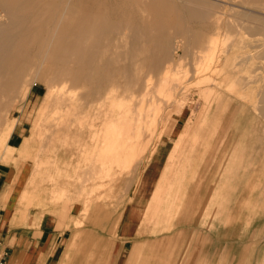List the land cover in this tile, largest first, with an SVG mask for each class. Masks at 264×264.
I'll return each instance as SVG.
<instances>
[{
    "label": "rangeland",
    "instance_id": "rangeland-1",
    "mask_svg": "<svg viewBox=\"0 0 264 264\" xmlns=\"http://www.w3.org/2000/svg\"><path fill=\"white\" fill-rule=\"evenodd\" d=\"M142 1L36 0L38 37L27 34L24 56L0 71V164L17 173L13 184L20 179L6 198L19 220L41 212L67 230L56 264H264V121L252 101L264 91V36L244 34L234 18L246 0H211L227 7L188 23L191 31L172 32L162 26L173 24L159 1ZM189 34L212 56L184 54ZM166 40L171 49L162 59ZM128 74L144 87L126 88ZM110 82L122 88L112 92ZM141 112L158 116L139 120ZM59 117L63 125H45ZM19 121L25 131L17 147L24 143L9 156Z\"/></svg>",
    "mask_w": 264,
    "mask_h": 264
},
{
    "label": "crops",
    "instance_id": "crops-1",
    "mask_svg": "<svg viewBox=\"0 0 264 264\" xmlns=\"http://www.w3.org/2000/svg\"><path fill=\"white\" fill-rule=\"evenodd\" d=\"M123 1L126 3V5L130 7H138L139 5H142L139 3V0H123ZM144 1L146 0L142 1L143 4L146 3V2L144 3ZM158 1L160 6L164 8L162 10L164 14L167 15L171 14L174 16L172 18L171 16H169V18L173 21L171 20L167 21L168 23L171 22L174 25L164 26V28L165 29L175 28L176 30H178L179 27H180L179 30L188 29L189 28L188 23H193V21L196 22L193 24L202 23L203 22L202 19H198L200 15L202 17L203 15H209L216 12H220L218 10L220 7L221 8L227 7L223 5L214 6L210 4L211 0H207V1L182 0V2H180L179 0H173V1L158 0ZM189 2L191 3L188 4ZM147 3L148 5H151L154 4V1L149 0ZM165 3L167 6L164 5ZM175 5L176 6L178 5L177 6L178 11L176 10ZM167 7L168 9L166 10ZM212 8H216V9H212ZM188 10L191 11L190 15ZM222 12L223 13L229 12V10L223 9ZM177 20L179 21L177 23L179 26H177L176 24ZM84 28L90 29L92 27H84ZM24 131L25 129L23 128V125L21 126V121H19L15 125V128L8 140L9 144L6 152L7 155L10 156L14 150H17L18 148H21L23 146L24 143L23 141L18 147L16 142L18 140L20 141L23 138ZM25 154L26 152L24 153L22 152L21 156ZM14 172L15 171L14 170L12 171L11 169V165L5 163L0 164V255H6L7 264H56L55 261L56 255L59 252L58 250L61 249L64 240L66 239L65 234L67 233V230L59 229L54 219L39 217L38 215L43 214L41 212H38L34 218H29L23 221L18 219V217L15 214L16 205L11 204V198L10 199L6 198L7 196H10L9 192L12 190H16V188H18L19 187L18 185L20 184V179H18L15 182V184H13V180L15 179V177L16 176L18 177L17 173ZM130 236H131L130 233L127 234L123 233L124 238H128ZM127 242L128 240L123 241V243H127Z\"/></svg>",
    "mask_w": 264,
    "mask_h": 264
},
{
    "label": "bare ground",
    "instance_id": "bare-ground-1",
    "mask_svg": "<svg viewBox=\"0 0 264 264\" xmlns=\"http://www.w3.org/2000/svg\"><path fill=\"white\" fill-rule=\"evenodd\" d=\"M173 1V0H172ZM180 2H182V0H179ZM207 1V0H206ZM213 1V0H212ZM35 2H36V0H0V71H3V70H5V64H6V61H8L7 59H9V58H11V57H15V56H19L20 58H22L23 56H24V49H23V39L24 38H26L25 36L27 35V34H29L30 36H37V31H36V29L38 28V26L36 25V20H37V18H38V14L36 13V8H35ZM177 2V1H176ZM184 2V1H183ZM188 2V1H187ZM193 2V1H192ZM203 2V1H202ZM191 2H189L188 4H190ZM195 3H196V1H195ZM198 3V2H197ZM182 4V3H181ZM199 4V3H198ZM218 4V3H217ZM242 5H240V6H237V8L236 7H234V6H232V7H234V8H236L235 10H233L232 9V11H234L233 13H234V18L236 19V20H238V21H241V28L244 30V34H246V33H252L253 35H261V36H264V16H262V14H259V12H249L250 10H244V8L242 9V6L243 5H245V6H247V7H250V8H253V9H257V10H262V11H264V0H246L245 2H242L241 3ZM164 5H166V3L164 4ZM187 5V4H186ZM208 5H209V3H208ZM37 6V5H36ZM167 6V5H166ZM178 6V5H177ZM177 6L175 5V7H176V10H177ZM222 6V5H221ZM180 7V6H179ZM185 7V6H184ZM29 9L30 10V16L29 15H27V17L29 16V20L32 22V25H30L28 28H26L25 26H24V21H26V19H27V17L26 16H24V11L26 10V9ZM182 8H183V5H182ZM192 8V7H191ZM199 8V7H198ZM186 9H188V8H186ZM175 10V9H174ZM207 10H209V9H207ZM178 11V10H177ZM183 11V10H182ZM189 11V10H188ZM198 11V10H197ZM157 12L158 11H156V13L155 14H157ZM162 12V11H161ZM191 11H189V15L191 14L190 13ZM199 12V11H198ZM163 13V12H162ZM161 13V14H162ZM186 13H188V12H186ZM210 13H212V12H210ZM227 12H225V14H226ZM159 14H160V12H159ZM160 14V16L159 17H161L162 15ZM185 14V13H184ZM183 14V15H184ZM217 14V13H216ZM220 14V13H219ZM227 14H230V13H227ZM38 15V16H37ZM171 15V14H170ZM169 15V16H170ZM168 16V17H169ZM172 16V15H171ZM199 16V15H198ZM158 17V16H157ZM203 17L204 16H202L201 17V15L198 17V19H202L203 20ZM106 18V17H105ZM172 18V17H171ZM186 18H187V16H186ZM189 18V17H188ZM195 18V17H194ZM167 19V18H166ZM230 19H231V17H230ZM169 20H171L170 18H169ZM171 21H173V20H171ZM188 21V20H187ZM195 21H197V20H195ZM232 21V20H231ZM161 22L163 23L164 22V20L162 21L161 20ZM165 22H167V21H165ZM179 21L177 20V22H176V24L178 23ZM185 22V21H184ZM192 22V21H191ZM107 23V22H106ZM168 23V22H167ZM188 23V22H187ZM186 23V24H187ZM193 23H196V22H194L193 21ZM193 23H190V24H193ZM217 23H219V22H217ZM216 23V24H217ZM159 24H161V23H159ZM171 24V22H169V25ZM181 24V23H180ZM198 24V23H197ZM166 25V24H165ZM165 25H162V26H165ZM168 25V24H167ZM166 25V26H167ZM174 25V24H173ZM182 25V24H181ZM234 25V24H233ZM107 26H109V25H107ZM177 26H179L178 24H177ZM71 27V26H70ZM86 27H88V25L86 26ZM95 27L96 26H94V29H95ZM115 27V26H114ZM157 27H160V26H155V28H157ZM175 27V26H174ZM183 27V26H182ZM189 27V26H188ZM216 27H219V26H216ZM225 27L227 28V26L225 25ZM232 27V26H231ZM74 28V27H73ZM81 28V27H80ZM93 28V27H92ZM97 28V27H96ZM104 28L105 27H103V29L102 30H104ZM116 28H117V26H116ZM119 28V27H118ZM117 28V29H118ZM143 28H145V27H143ZM161 28V27H160ZM164 28V27H163ZM173 28V27H172ZM177 28V27H176ZM180 28V27H179ZM179 28H178V31H179ZM220 28V27H219ZM240 28V27H239ZM27 29H30L31 31L28 33L27 32ZM64 29V28H63ZM66 29V28H65ZM68 29H69V26H68ZM97 29H99V28H97ZM105 29H108V28H105ZM110 29V28H109ZM111 29H112V27H111ZM110 29V30H111ZM115 28H113L112 30H111V33H113V30H114ZM136 29V28H135ZM134 29V30H135ZM146 29V28H145ZM148 29V31L147 32H149L150 30H149V27L147 28ZM153 29H154V27H153ZM153 29L151 30L152 32H153ZM158 29V28H157ZM156 29V31H158ZM189 29V28H188ZM191 29V28H190ZM189 29V30H190ZM70 30H71V28H70ZM140 30H142L141 28H140ZM160 30V29H159ZM171 30V29H170ZM173 30H175V28L173 29ZM118 30H116V32H117ZM146 31V30H145ZM178 31H176V32H178ZM191 31V30H190ZM138 33L140 32L139 30L137 31ZM162 32H164V31H162ZM166 32V31H165ZM169 32L170 31H168V33H167V35L169 34ZM171 32H172V30H171ZM102 33H103V31H102ZM121 33V32H120ZM136 33V30L134 31V34ZM173 33L174 34H176L175 33V31H173ZM181 33V32H180ZM179 33V34H180ZM132 34H133V32H132ZM148 34V33H147ZM146 33L144 34V36L145 35H147ZM182 34H184V33H182ZM192 34V33H191ZM87 33H86V37H87ZM94 35V34H93ZM93 35H89V36H93ZM100 35V34H99ZM114 35V34H113ZM116 35V34H115ZM136 35V34H135ZM153 35H154V32H153ZM164 35H166V33L164 34ZM194 35V34H193ZM96 36L97 35H95V38H96ZM101 36H103V34H101ZM117 36V35H116ZM134 36V35H133ZM139 36V35H138ZM152 36V35H151ZM161 38H163V34H162V36L161 35H159ZM158 36V37H159ZM175 36V35H174ZM181 36V35H180ZM191 35L189 34V36H188V41H189V37H190ZM195 36H196V34H195ZM212 36V35H211ZM246 36V35H245ZM38 37V36H37ZM37 37H34V38H36L37 39ZM135 37H137V36H135ZM135 37H134V40H135ZM146 37V36H145ZM157 37V38H158ZM197 37V36H196ZM195 37V40L197 39ZM206 37V36H205ZM93 38V37H92ZM94 38V39H95ZM132 38V37H131ZM130 38V39H131ZM212 38H213V36H212ZM261 38V37H260ZM145 40L147 39V38H144ZM148 39H150L151 41H152V39H153V37H152V39L150 38V37H148ZM155 39V38H154ZM215 39H217L218 40V38H215ZM223 39V38H222ZM221 39V40H222ZM133 40V39H132ZM157 40H159V39H157ZM168 40V39H167ZM167 40H166V42H163V43H161L160 44V42H159V44H160V46L155 42V43H153V44H157L159 47H160V54L162 55V59L163 58H166V56L168 55V53L170 52V49H171V42H167ZM173 40H175V39H173ZM216 40V41H217ZM220 40V39H219ZM218 40V41H219ZM89 41H91V40H89ZM151 41H149V42H151ZM162 41V40H161ZM185 41H186V39H185ZM191 41V40H190ZM185 42L186 44L184 45V46H180V49L182 50V52L184 53V54H190V55H196V56H199V55H203L204 54V56H209V55H211L212 53V51H214V49L213 50H210L211 52V54H209L208 55V53L206 52V51H204V50H202V48H201V46H202V43L200 42V41H192V42ZM217 41V42H218ZM110 42V44H111V41H109ZM133 42V41H132ZM264 42V41H263ZM90 43V42H89ZM96 43V42H95ZM94 43V44H95ZM104 43V42H103ZM113 43V42H112ZM135 43H137V42H135ZM144 43H145V41H144ZM147 43V42H146ZM145 43V44H146ZM210 43V42H209ZM208 43V44H209ZM222 43V42H221ZM101 44V43H100ZM109 44V45H110ZM132 44V43H131ZM179 44V43H178ZM182 44V43H181ZM261 44V43H260ZM99 45V44H98ZM105 45V44H104ZM114 45V44H113ZM112 45V46H113ZM133 45V44H132ZM132 45H131V47H132ZM134 45H136V44H134ZM146 45H148V44H146ZM175 45H177V44H175ZM212 45H214V44H212ZM218 45H220L219 43H218ZM218 45H217V47H216V50L218 49V48H220V47H218ZM89 46V45H88ZM92 46H94L93 45V42H92ZM97 46V45H96ZM154 46H156V45H154ZM157 46V47H158ZM206 46V45H205ZM216 46V45H215ZM98 47V46H97ZM130 47V48H131ZM136 47V46H135ZM148 47V46H147ZM175 47H178V46H175ZM207 47V46H206ZM209 47V46H208ZM107 47H105L104 49H106ZM109 48V47H108ZM111 48V47H110ZM174 48V47H173ZM211 48V47H210ZM122 49V48H121ZM155 49V48H154ZM102 49H98V50H95L96 52H100ZM133 49L131 48V51H132ZM149 50V49H148ZM158 50H159V48H158ZM176 50H178V48L176 49ZM180 50V51H181ZM130 51V52H131ZM154 51H156V50H154ZM173 51V50H172ZM174 51H175V49H174ZM218 52H219V49L217 50ZM102 52H103V50H102ZM141 52V51H140ZM153 52V51H152ZM216 52V51H215ZM214 52V53H215ZM218 52H216V54H219ZM107 53V52H106ZM112 53V52H111ZM110 53V54H111ZM131 53H133V52H131ZM158 53V52H157ZM176 53V52H175ZM101 54V53H100ZM99 54V55H100ZM130 54V53H129ZM172 54H173V52H172ZM112 55V54H111ZM150 55H158V54H150ZM215 55V54H214ZM144 56V55H143ZM145 56H147V55H145ZM212 56V55H211ZM217 56V55H216ZM114 57V56H113ZM119 57V55H118V53H116L115 54V57H114V59L116 60V58H118ZM128 57H130L131 58V56H128ZM148 57H149V55H148ZM154 57V56H153ZM181 56H179V58H180ZM204 58V59H207V58ZM220 57V56H219ZM138 58V57H137ZM141 58V57H140ZM185 58V57H184ZM210 58V57H209ZM215 58V57H214ZM110 59H112V58H110ZM142 59V58H141ZM181 59V58H180ZM198 59V58H197ZM148 60V59H147ZM146 60V62H148ZM158 60V59H157ZM210 60V59H209ZM112 61V60H111ZM153 61V60H152ZM156 61V60H155ZM197 61H199V59L197 60ZM205 62H207L206 60H204ZM139 62H140V60H139ZM138 62V63H139ZM195 62V61H194ZM137 63V64H138ZM149 63V62H148ZM147 63V64H148ZM158 63H159V61H158ZM190 63V62H189ZM196 63V62H195ZM194 63V64H195ZM123 64V63H122ZM141 65L143 64V63H140ZM145 64V63H144ZM154 64L155 63H153V67H155L154 66ZM156 64H157V62H156ZM155 64V65H156ZM166 64V63H165ZM194 64H192V65H194ZM174 65V64H173ZM134 66H135V64H134ZM133 66V67H134ZM151 66V67H152ZM157 66V65H156ZM140 67V66H139ZM139 67L137 68V69H139ZM150 67V68H151ZM126 68H127V66H126ZM141 68V67H140ZM156 68H158V67H156ZM155 68V69H156ZM166 68V67H165ZM154 68H151L150 70H155ZM7 70V69H6ZM21 70V69H20ZM141 70V69H140ZM147 70H148V67H147ZM149 70V71H150ZM162 70V68H160V71ZM167 70H168V68H167ZM19 71V70H18ZM127 71V70H126ZM168 71H170V70H168ZM20 72V71H19ZM119 72V71H118ZM147 72V71H146ZM152 72V71H151ZM17 73V72H16ZM121 73V72H120ZM139 73V72H138ZM142 73H143V71H142ZM149 74L148 75H150V72H148ZM8 74V73H7ZM126 74V73H125ZM147 74V73H146ZM166 74V73H165ZM17 75V74H16ZM116 75H118L119 76V73H117L116 72V74H115V76ZM128 75H130V74H128ZM127 75V77H129ZM144 75V74H143ZM154 75H157V74H154V72L151 74V76H154ZM160 75V74H159ZM19 76V75H18ZM21 76V75H20ZM54 76V75H53ZM71 76V75H70ZM113 76V75H112ZM121 76V75H120ZM147 76V75H146ZM17 79H15V80H18V77L17 76H15ZM62 77V76H61ZM79 77V76H78ZM78 77H77V79H78ZM122 77V76H121ZM126 77V76H125ZM130 77H132L131 78V82L130 83H128V84H126L125 86H126V88H136V90L137 91H139V90H141V88H143L144 87V85H143V82H142V79L141 78H139L138 76H132V75H130ZM4 78V77H3ZM33 78H35V76H33ZM33 78H31L32 80H33ZM48 78V77H47ZM54 78V77H53ZM57 78H58V80H59V77L57 76ZM82 78V77H81ZM120 78V77H119ZM143 78V77H142ZM148 78H149V76H148ZM148 78H146L147 80H149ZM154 77H152V79H153ZM20 79V78H19ZM38 79V78H37ZM50 79V78H49ZM49 79H48V81H49ZM55 80H56V78H54ZM71 79V78H70ZM3 80L4 79H1V83H0V86H4L3 84H5L4 82H3ZM35 80V79H34ZM61 80H62V78H61ZM123 80V79H122ZM151 80V79H150ZM25 82L27 81L28 82V80L27 79H25L24 80ZM112 81V80H111ZM115 81V80H114ZM113 81V82H114ZM128 81H130V78H129V80ZM24 82V83H25ZM34 82V81H33ZM44 81H42V83H43ZM52 82H53V80H52ZM57 82V81H56ZM62 82V81H61ZM71 82V81H70ZM113 82H110L109 84L111 85V88H112V92H114V91H117L120 87L122 88V85H120L119 83H117V82H115V83H113ZM150 82H152V81H150ZM44 83H46V82H44ZM51 83V82H50ZM72 83V82H71ZM77 83V82H76ZM112 83H113V85H112ZM121 83H122V81H121ZM125 83V82H124ZM145 83V88H146V85L147 86H149L150 84H148L147 83V81H145L144 82ZM23 84V83H22ZM22 84H21V86H22ZM27 84H29V86L30 85H32L33 86V84H32V82H28ZM55 84L56 83H54L53 82V84L52 85H49V88H48V93H47V97H46V103H47V106L46 107H51V105L52 104H50L51 102H50V98H52L53 97V95H55L54 94V91L56 90L55 88H56V86H55ZM68 84V83H67ZM123 84V83H122ZM69 85H71V84H69ZM132 86V87H129V86ZM19 86V85H18ZM23 86H26V84L25 85H23ZM31 86V87H32ZM66 86V85H65ZM65 86H63V87H61V90H63V88H65ZM76 86V85H75ZM77 87V86H76ZM75 87V88H76ZM110 87V86H109ZM58 88V87H57ZM148 88V87H147ZM4 89V88H3ZM67 89V88H66ZM23 90V89H22ZM77 90V89H76ZM75 90V91H76ZM27 91H30L29 90V88L27 89ZM100 91V90H99ZM16 92V91H15ZM21 92V91H20ZM25 92V91H24ZM66 92H67V90H66ZM97 92V91H96ZM107 92V91H106ZM64 93V92H63ZM100 93V92H99ZM105 93V92H104ZM21 94V93H20ZM66 94V93H65ZM64 94V95H65ZM72 94H74V93H72ZM97 94V93H96ZM2 95V94H1ZM99 95H101V94H99ZM23 96V95H22ZM56 96V95H55ZM74 96H75V94H74ZM105 96H106V94H105ZM3 97H4V95H3ZM101 97V96H100ZM257 97H258V99H252V101L254 102V104H255V106H254V108H257L259 111H260V114H259V116L257 117V118H259V120H263L264 121V91H260V92H258L257 93ZM5 98V97H4ZM218 98H220V100H221V97H218ZM74 99V98H73ZM72 99V100H73ZM100 99V98H99ZM0 100H1V98H0ZM2 100H3V98H2ZM8 100V99H7ZM98 100V99H97ZM220 100H218V102L220 101ZM255 100V101H254ZM5 101V100H4ZM18 101H19V96L17 97V98H15L12 102L14 103V105L17 103L18 104ZM52 101V100H51ZM251 101V100H250ZM251 101V102H252ZM1 102V101H0ZM50 102V103H49ZM263 103V104H262ZM2 104V103H1ZM45 105V104H44ZM82 105V104H81ZM2 106H4V105H2ZM249 106H250V104H249ZM1 107V106H0ZM244 107V106H243ZM52 108V107H51ZM217 108V107H216ZM1 109V108H0ZM68 111H69V109H68ZM258 112V111H257ZM67 114V113H66ZM4 115V114H3ZM69 115V114H68ZM6 116V115H5ZM77 116V115H76ZM157 114L155 113L154 115H150L149 113H147L146 115H145V113H139L138 114V117H139V120H141L143 117L145 118H150V117H152V118H154V119H157ZM202 117V114H200V116L198 117V118H195V121H197V120H199V118H201ZM6 118V117H5ZM63 118V119H62ZM74 118V117H73ZM72 118V119H73ZM76 118V117H75ZM205 118V117H204ZM203 118V119H204ZM42 119V118H41ZM59 120L60 119H62L61 120V123H45V122H48L49 120L48 119H44V123H45V125L46 126H49V127H51V126H57L58 127V125H63L64 123H65V119H66V117H59L58 118ZM57 119V121H59ZM197 119V120H196ZM210 118H208V117H206L204 120L205 121H208ZM212 119H213V117H212ZM0 120H1V122H0V125H2L3 124V116H1L0 117ZM79 120V119H78ZM77 121V120H76ZM195 123V122H194ZM260 123V122H259ZM72 124V123H71ZM187 124H188V122H187ZM186 124V125H187ZM190 125V124H189ZM67 127H70V126H67ZM53 128V127H52ZM51 128V129H52ZM57 129V128H56ZM68 130V128L66 129V131ZM65 131V132H66ZM108 132H109V130H108ZM107 132V133H108ZM113 132V131H112ZM124 132V131H123ZM139 133H140V130L138 131ZM54 133V132H53ZM68 133V132H67ZM111 133V132H110ZM112 134V133H111ZM8 136V135H7ZM108 138V137H107ZM51 139H52V137H51ZM106 139V138H105ZM110 140V139H109ZM113 140H114V138H113ZM116 140V139H115ZM114 140V141H115ZM108 141V140H107ZM113 141V142H114ZM125 144V143H124ZM122 145V144H121ZM126 145V144H125ZM124 147V146H123ZM159 207V206H158Z\"/></svg>",
    "mask_w": 264,
    "mask_h": 264
},
{
    "label": "built area",
    "instance_id": "built-area-1",
    "mask_svg": "<svg viewBox=\"0 0 264 264\" xmlns=\"http://www.w3.org/2000/svg\"><path fill=\"white\" fill-rule=\"evenodd\" d=\"M0 264H7L6 255H0Z\"/></svg>",
    "mask_w": 264,
    "mask_h": 264
}]
</instances>
